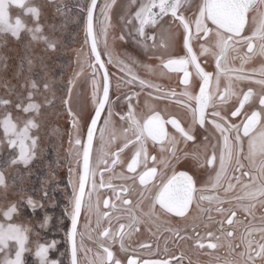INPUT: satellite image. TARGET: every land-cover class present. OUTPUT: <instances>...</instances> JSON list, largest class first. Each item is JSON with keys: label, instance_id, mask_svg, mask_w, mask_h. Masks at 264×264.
Masks as SVG:
<instances>
[{"label": "snow or ice", "instance_id": "6c2138e0", "mask_svg": "<svg viewBox=\"0 0 264 264\" xmlns=\"http://www.w3.org/2000/svg\"><path fill=\"white\" fill-rule=\"evenodd\" d=\"M77 7L82 43L59 96L41 104L33 99L40 82L29 81L27 102L15 105L26 118L15 119L11 102L0 99V142L12 149L4 167L29 165L42 107L60 105L68 147L56 224L64 248L39 233L31 240L29 226L13 222L20 214L13 202L0 210V264H29L26 254L31 264H261L264 0H80ZM43 28L37 9L31 25L10 34L27 31L54 51L58 41ZM0 183L7 184L2 173ZM21 199L47 228V194ZM188 241L210 259L193 260Z\"/></svg>", "mask_w": 264, "mask_h": 264}, {"label": "rangeland", "instance_id": "374dc122", "mask_svg": "<svg viewBox=\"0 0 264 264\" xmlns=\"http://www.w3.org/2000/svg\"><path fill=\"white\" fill-rule=\"evenodd\" d=\"M80 0H0V99L10 101L7 105L13 118L17 116L26 118L22 110L16 109L19 102L26 103L29 91L28 84L31 80L40 82L39 94L33 99L41 104L45 96H59L58 84L61 79H67V74L72 71L70 63L75 57V49L82 43V35L76 24L78 14L77 5ZM37 9L39 11V23L44 26L43 31L50 37L57 39L55 50H46L39 42H32L27 31L19 32V39H14L12 31L23 29L25 25H31L35 19ZM58 9H60L58 11ZM51 26V27H49ZM31 60V64L28 61ZM64 76H61V73ZM53 84L50 91L45 92L43 82ZM23 85V87H22ZM60 107L54 103L51 108L41 109V115L37 117L40 122V130H33L38 136V147L33 160L29 165L2 166L5 157L12 152L6 142H0V173L7 178V184L0 183V210L8 204L17 202L20 214L15 215L13 222L24 223L31 229L30 239L35 240V233H39L41 241L58 242V249L64 248L63 232L55 230L56 215L53 206L56 198L61 200L63 189L57 187V182L66 177L65 149L68 147L66 121L57 116L56 110ZM4 111L0 107V112ZM60 128L61 133L56 129ZM3 139V131L0 129V141ZM40 165L46 169L44 176H38ZM23 189V193L19 190ZM47 194V199L42 200L45 211L51 213L49 226L39 227V210L31 212L23 205L22 195H31L40 200ZM59 204V203H58ZM57 204V205H58ZM53 205V206H52ZM60 206V204H59ZM0 215V220H2ZM53 249L49 255L56 258L59 250ZM26 260L31 264L32 255L26 254Z\"/></svg>", "mask_w": 264, "mask_h": 264}, {"label": "flooded vegetation", "instance_id": "af4514ba", "mask_svg": "<svg viewBox=\"0 0 264 264\" xmlns=\"http://www.w3.org/2000/svg\"><path fill=\"white\" fill-rule=\"evenodd\" d=\"M119 2L120 3H125V2H127V0H119ZM116 22L117 23L119 22L118 21V17H117V21ZM128 47H129V49H131V42H129ZM208 70H212V69L210 68ZM181 163H183V161H181ZM56 199H57V201H55L54 206L52 205L53 206V212H54V214H55V210L56 209H61L60 206H59V204H62L64 202L62 196H61V200H59V198H56ZM85 243L86 244L90 243L89 241H87V238H85ZM153 245H155V241H153ZM191 245H192V242L191 241H188L189 252H190V255L192 256L193 260L206 261V260L210 259L209 256H207V255L204 254L205 252L209 251L207 248H205L203 251H197V250H193L192 247H191ZM163 246H164L163 243H161V247H163ZM114 247H115V245H114ZM261 264H264V261H262Z\"/></svg>", "mask_w": 264, "mask_h": 264}, {"label": "trees", "instance_id": "16d2710c", "mask_svg": "<svg viewBox=\"0 0 264 264\" xmlns=\"http://www.w3.org/2000/svg\"><path fill=\"white\" fill-rule=\"evenodd\" d=\"M45 171H46V169L43 167V165H40V167H39V171H38V176H40V177L44 176ZM61 213H62V209H56V210H55V215H56V216H57V215H60ZM55 230H56V231L59 230V229L57 228V224H56V226H55Z\"/></svg>", "mask_w": 264, "mask_h": 264}, {"label": "water", "instance_id": "95a60500", "mask_svg": "<svg viewBox=\"0 0 264 264\" xmlns=\"http://www.w3.org/2000/svg\"><path fill=\"white\" fill-rule=\"evenodd\" d=\"M218 14H220V15H226V13L223 10H220Z\"/></svg>", "mask_w": 264, "mask_h": 264}]
</instances>
